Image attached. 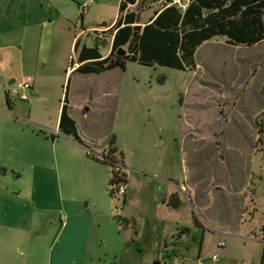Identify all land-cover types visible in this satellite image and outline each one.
I'll list each match as a JSON object with an SVG mask.
<instances>
[{"label":"rangeland","instance_id":"374dc122","mask_svg":"<svg viewBox=\"0 0 264 264\" xmlns=\"http://www.w3.org/2000/svg\"><path fill=\"white\" fill-rule=\"evenodd\" d=\"M165 1L130 6L138 14L134 27H144ZM82 3L0 0V22L13 25L23 44L22 61L19 45L16 60L0 52V83L33 75L37 42L29 35L38 12L59 13L56 25L69 21L75 35L98 29L87 35L95 41H86L109 54L119 0H97L81 21ZM195 60L193 72L127 62L124 71L83 77L77 101L90 100L83 106L87 117L82 109L74 117L84 146L68 141L53 148L49 118L34 107V124L43 127H34V161L44 159L42 169L34 168V224L0 231V264H50L64 213L80 228L70 237L74 260L63 264L77 260L85 234L86 264H261L263 242L239 237L253 239L254 231L258 239L264 227V42L245 48L216 39L199 48ZM59 76L51 89L54 106L62 92ZM75 83L73 78L71 90ZM16 103L25 105L15 111L0 92V116L25 119L27 103ZM8 149L0 158L1 188L8 192L0 205L7 214L19 207L15 196L24 187L17 178L22 166ZM110 149L126 175L125 196L109 194L108 166L95 160ZM219 242L227 254L220 253Z\"/></svg>","mask_w":264,"mask_h":264},{"label":"crops","instance_id":"0c3cea01","mask_svg":"<svg viewBox=\"0 0 264 264\" xmlns=\"http://www.w3.org/2000/svg\"><path fill=\"white\" fill-rule=\"evenodd\" d=\"M96 1L97 0H95L94 4L96 3ZM120 1L121 0H119L118 4H120ZM37 15L36 17H34V24L30 27L31 31L29 35L32 42H34V45L35 42H37V53L36 55L34 54V70L33 75L27 77V79L25 80L32 82V88L29 91L31 97L27 102H22L27 103L29 112L25 119H18V117H10L6 115L0 116V158L1 153H5V150L8 148H10L8 150H10L11 153L15 151L16 159L18 163H20V165L22 166V171L17 175V178L22 181L24 186L20 191H17V195L15 196V199L18 201L19 207H12L13 211H10L7 214V212L4 211L5 204H3V206L0 205V231L5 229H14L16 231L17 228H26L30 221L32 224H34V168L42 169L44 167L43 158L42 160L38 159L34 161V127L43 129V127H41L39 123L34 124V107H38V109H40V116L49 118V128H51L50 132L53 148L58 146L59 148L63 149L64 146H61L59 143H67L68 141H72L73 143H75V145H80L73 141L71 138L60 134L59 131L60 115L62 105L64 104L63 100L65 96V89L67 86H65L64 83L67 79L69 80L66 107L68 109L69 117L77 125L76 119L74 117L75 114L78 112L79 109H82L83 117H87L86 112L88 111V109L83 106L84 104H88V101H90L86 97H82V100L80 99V101H77V89L79 88L80 82L82 81L83 77L84 79L85 77H92L94 80L101 77L104 73L110 72L107 71L101 74L90 75H80L76 73V70L79 67V64L76 60L77 54L74 52V46L76 41L77 39H80V47L83 45L91 47L93 43H88L86 40H90L91 38L93 40L94 38H87V35L88 33H93L98 29H88L85 32H81L80 34L75 35L70 30L69 21L64 22L65 24L63 26L56 25L61 21L59 13H57L56 16H52L50 14L43 15L41 12H38ZM115 20L113 21V23H111V26L114 25ZM0 26L2 27L0 52L8 54L10 60H16V55L15 53L13 54V50H16L17 45H19V49L17 50L19 52L18 57L22 61L23 44L18 43L20 42L21 34L19 33V36L17 37L16 34L18 30L14 27L11 28V26L13 25L8 24L7 22H0ZM213 43L214 41H209L204 43L203 45H211ZM260 44L255 46H259ZM45 45L46 47L44 48ZM202 46H200L199 48H201ZM107 55L103 57H107ZM59 72L63 75V83L61 86L62 92L58 105L54 106V99L52 97L51 89L55 87V85H53L55 84V82H59L61 80ZM10 78L11 77L2 78L4 80L0 83L1 93H6V88L9 85L13 84V82H15ZM73 78H75L76 83L73 86V89L71 90L70 85ZM109 94L111 93L106 90L105 92H103L102 95H105V98H107ZM12 105L14 110L18 111L21 106L25 104L17 105V103H14ZM14 125L20 126L19 131H13ZM7 127L12 129H5ZM10 137L13 138L12 143L15 142L17 144L15 145L17 146L15 147L17 149L13 148V144L10 145ZM0 166H3V163H1V161ZM3 169L4 173H6L7 167ZM1 184L2 180H0V202L3 203L6 201V194L8 192H6V189L3 190L1 188ZM27 214L33 220L24 219L23 217H27ZM64 214L65 218L61 219L59 233L53 241L54 247L51 251L52 253L50 257V264H63L65 262H69V258H72V260H74V258L72 257L74 256V254L71 251L70 237H75L76 234H79L78 230L80 228V223H78L77 220L75 221V219H73V217H71L69 214ZM261 229L262 232L264 230V227L262 226ZM251 234L253 235L251 236ZM254 234V231H250V236L253 239H250L249 236L245 235L239 238L248 243L256 242L258 244H261V242H263V244H261V246L263 247V256L261 258V264H264V241H262L261 236H258L257 239L256 235ZM81 242L83 245L82 252L76 257L77 260H71L70 264H86L87 234L83 236ZM219 250L221 254H227L229 252V249H227L226 246L219 248Z\"/></svg>","mask_w":264,"mask_h":264},{"label":"trees","instance_id":"16d2710c","mask_svg":"<svg viewBox=\"0 0 264 264\" xmlns=\"http://www.w3.org/2000/svg\"><path fill=\"white\" fill-rule=\"evenodd\" d=\"M140 3L141 0L120 1L115 23L112 27L109 25L112 41L107 57L101 54L99 43L80 47V39H77L74 52L79 67L76 73L90 75L115 69L124 71L127 62L193 72L196 69L195 53L206 42L221 37L226 44L235 47H252L264 42V0H191L184 11L176 6H167L155 12L154 17L138 33L134 30L138 14L130 11L129 7L139 6ZM83 17L80 15L81 21ZM124 48L126 53L121 55ZM68 85L69 80L59 131L84 146L75 122L68 115ZM6 101L9 104L7 97ZM115 151L110 149L108 156L102 160L87 154L108 166L109 194L112 197L116 195L119 185L126 186L127 183L124 171L114 167L116 161L110 155Z\"/></svg>","mask_w":264,"mask_h":264},{"label":"built area","instance_id":"2783aa9c","mask_svg":"<svg viewBox=\"0 0 264 264\" xmlns=\"http://www.w3.org/2000/svg\"><path fill=\"white\" fill-rule=\"evenodd\" d=\"M191 0H166L164 2L163 8L167 6H176L181 11H184ZM95 0H83V3L79 5L80 15H85L89 8L94 4ZM99 38V37H98ZM32 88V82L31 81H24L20 83H15L9 85L6 88V97L8 102L16 103V102H27L29 100V97L27 95V92H29ZM104 158V157H103ZM103 158H100L101 160ZM114 167L118 171H123V168L118 166L116 163L114 164ZM126 188L124 185H119L117 187L116 194L118 196H124L125 195ZM261 239L264 241V230L261 233ZM224 246V243H219L218 248H222Z\"/></svg>","mask_w":264,"mask_h":264},{"label":"water","instance_id":"95a60500","mask_svg":"<svg viewBox=\"0 0 264 264\" xmlns=\"http://www.w3.org/2000/svg\"><path fill=\"white\" fill-rule=\"evenodd\" d=\"M106 26H107V24H103L102 27H106ZM142 28L143 27H141V26H136V27H134V30L139 33L142 30ZM220 39H223V37H221ZM121 55H124L123 51H121ZM156 264H159V263H156Z\"/></svg>","mask_w":264,"mask_h":264}]
</instances>
